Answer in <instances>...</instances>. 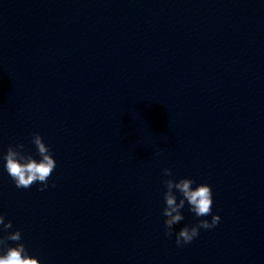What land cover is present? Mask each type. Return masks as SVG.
<instances>
[{
	"label": "water",
	"instance_id": "obj_1",
	"mask_svg": "<svg viewBox=\"0 0 264 264\" xmlns=\"http://www.w3.org/2000/svg\"><path fill=\"white\" fill-rule=\"evenodd\" d=\"M264 0H0V40L157 24Z\"/></svg>",
	"mask_w": 264,
	"mask_h": 264
},
{
	"label": "clouds",
	"instance_id": "obj_2",
	"mask_svg": "<svg viewBox=\"0 0 264 264\" xmlns=\"http://www.w3.org/2000/svg\"><path fill=\"white\" fill-rule=\"evenodd\" d=\"M31 143L35 146L36 153L40 157L34 158L33 154L25 148L24 143L19 142L9 145L6 152L0 155L3 161V168L14 182L16 188L27 189L34 183L42 185L38 191H45L48 187V180L56 168V160L49 146L44 142L43 137L38 133H32ZM163 176L168 177L163 181V200L165 206L162 210L164 219V234L171 236L174 226L182 222L185 217L182 209L187 202L188 210L194 214L197 222L191 225L185 224L175 233V244L183 247L190 244L200 235V230H210L215 228L221 217L212 213L213 193L210 185L206 183L193 187L195 181L191 178H173L171 168L162 170ZM53 187L55 185H52ZM175 190V191H174ZM176 192L181 194L177 201ZM211 216V220L199 219ZM13 222L5 220V214L0 213V264H41V261L29 255L24 243H22V233L13 229ZM8 241L17 242L15 246H8Z\"/></svg>",
	"mask_w": 264,
	"mask_h": 264
}]
</instances>
